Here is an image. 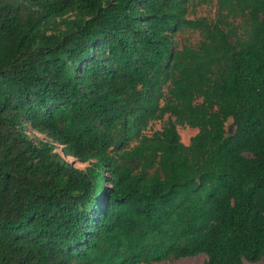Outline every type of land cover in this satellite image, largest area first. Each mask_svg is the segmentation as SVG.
I'll return each mask as SVG.
<instances>
[{
	"label": "trees",
	"instance_id": "1",
	"mask_svg": "<svg viewBox=\"0 0 264 264\" xmlns=\"http://www.w3.org/2000/svg\"><path fill=\"white\" fill-rule=\"evenodd\" d=\"M198 1L0 0V264L264 259V0Z\"/></svg>",
	"mask_w": 264,
	"mask_h": 264
},
{
	"label": "rangeland",
	"instance_id": "2",
	"mask_svg": "<svg viewBox=\"0 0 264 264\" xmlns=\"http://www.w3.org/2000/svg\"><path fill=\"white\" fill-rule=\"evenodd\" d=\"M216 5L215 4H201L198 0H192L190 6V17H208L213 18L216 13ZM199 34L193 31H186L178 35V39L180 43H197L199 40ZM167 119V117L165 118ZM164 121L158 120L151 123L147 133H153L156 130L162 129ZM179 133L181 135V140L185 144H189L191 138L198 132V129L192 128L189 126H179ZM70 162H74V164L78 167H84L85 164H81L73 157H68ZM207 256L205 254H198L195 256L179 258L175 260L169 261H160L154 264H206ZM245 264H264V259L257 262H250L245 260Z\"/></svg>",
	"mask_w": 264,
	"mask_h": 264
}]
</instances>
